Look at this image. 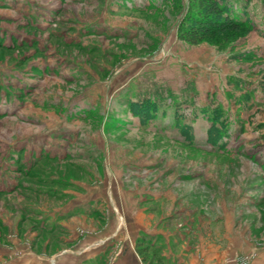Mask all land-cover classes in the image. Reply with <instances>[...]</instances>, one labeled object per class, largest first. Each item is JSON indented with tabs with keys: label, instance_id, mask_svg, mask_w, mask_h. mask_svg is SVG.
<instances>
[{
	"label": "rangeland",
	"instance_id": "obj_1",
	"mask_svg": "<svg viewBox=\"0 0 264 264\" xmlns=\"http://www.w3.org/2000/svg\"><path fill=\"white\" fill-rule=\"evenodd\" d=\"M220 1L248 27L189 45L187 0H0V264L264 251V0Z\"/></svg>",
	"mask_w": 264,
	"mask_h": 264
},
{
	"label": "trees",
	"instance_id": "obj_2",
	"mask_svg": "<svg viewBox=\"0 0 264 264\" xmlns=\"http://www.w3.org/2000/svg\"><path fill=\"white\" fill-rule=\"evenodd\" d=\"M184 16L177 25V37L189 45H197L217 34L237 33L248 24L239 21L220 0H187ZM148 107L146 103H140ZM152 107V106H150ZM155 107V106H153Z\"/></svg>",
	"mask_w": 264,
	"mask_h": 264
},
{
	"label": "crops",
	"instance_id": "obj_3",
	"mask_svg": "<svg viewBox=\"0 0 264 264\" xmlns=\"http://www.w3.org/2000/svg\"><path fill=\"white\" fill-rule=\"evenodd\" d=\"M74 207V206H73ZM73 207L67 208L68 216L76 215L74 213ZM62 214V213H61ZM64 215V214H63ZM67 216V217H68ZM122 233H124V238H127L126 231L124 230ZM116 234V231L114 234L111 235H98L90 237L88 240H83V242L75 249V253L71 254H64L57 257L56 260L52 261L53 264H98L101 260V255L105 253L107 247L109 246V240L110 238H114ZM93 238V239H92ZM97 238V239H95ZM95 239V241H94ZM125 240H123L124 242ZM125 243V242H124ZM101 254V255H100ZM132 254L133 250L131 248H127V245L125 243V247L120 253L119 259L116 261V264H136L135 261L132 260ZM99 256V257H97ZM46 259V258H45ZM44 259V261H45ZM49 261V259H48ZM47 264V263H46ZM50 264V262H49ZM251 264H264V251L258 252V255L254 259V261Z\"/></svg>",
	"mask_w": 264,
	"mask_h": 264
}]
</instances>
